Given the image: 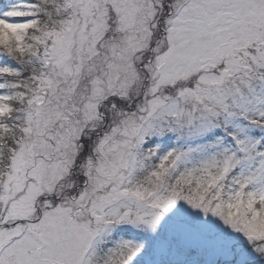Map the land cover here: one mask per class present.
Instances as JSON below:
<instances>
[{
	"label": "snow or ice",
	"instance_id": "1",
	"mask_svg": "<svg viewBox=\"0 0 264 264\" xmlns=\"http://www.w3.org/2000/svg\"><path fill=\"white\" fill-rule=\"evenodd\" d=\"M0 264H264V0H0Z\"/></svg>",
	"mask_w": 264,
	"mask_h": 264
}]
</instances>
